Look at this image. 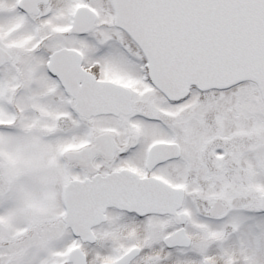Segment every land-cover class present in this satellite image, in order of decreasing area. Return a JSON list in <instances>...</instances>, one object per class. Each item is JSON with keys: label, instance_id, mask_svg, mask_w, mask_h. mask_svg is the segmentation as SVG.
Segmentation results:
<instances>
[{"label": "snow or ice", "instance_id": "snow-or-ice-1", "mask_svg": "<svg viewBox=\"0 0 264 264\" xmlns=\"http://www.w3.org/2000/svg\"><path fill=\"white\" fill-rule=\"evenodd\" d=\"M0 264H264V0H0Z\"/></svg>", "mask_w": 264, "mask_h": 264}]
</instances>
